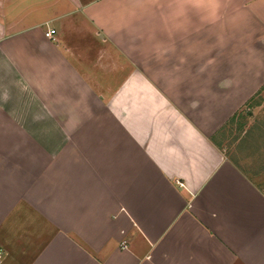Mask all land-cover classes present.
<instances>
[{
  "label": "crops",
  "instance_id": "0c3cea01",
  "mask_svg": "<svg viewBox=\"0 0 264 264\" xmlns=\"http://www.w3.org/2000/svg\"><path fill=\"white\" fill-rule=\"evenodd\" d=\"M262 91L264 0H0V264H264Z\"/></svg>",
  "mask_w": 264,
  "mask_h": 264
},
{
  "label": "rangeland",
  "instance_id": "374dc122",
  "mask_svg": "<svg viewBox=\"0 0 264 264\" xmlns=\"http://www.w3.org/2000/svg\"><path fill=\"white\" fill-rule=\"evenodd\" d=\"M264 103V91H262L260 93V96L257 97L255 99L254 103ZM254 113L252 115V119H250V117H248V113ZM238 123L234 124L232 131H230V128H228L227 130V126L230 127L231 123H229L226 127H224L222 129L223 133H225V131H230L229 133H226L227 136L225 137V141L222 142L221 146L224 149V153H230L231 154V148L229 149V147L231 146V143L234 144V139H238L241 136V130L247 126L248 123H253L254 121H261L262 119H264V111L263 109H256V104L255 105H245L244 108H242V111H240V113L238 114ZM234 121V120H233ZM253 121V122H252ZM239 132V134H238Z\"/></svg>",
  "mask_w": 264,
  "mask_h": 264
},
{
  "label": "trees",
  "instance_id": "16d2710c",
  "mask_svg": "<svg viewBox=\"0 0 264 264\" xmlns=\"http://www.w3.org/2000/svg\"><path fill=\"white\" fill-rule=\"evenodd\" d=\"M260 93L261 92H258L246 105H249V106L255 105V104L256 106L260 105V103H254L255 99L260 96Z\"/></svg>",
  "mask_w": 264,
  "mask_h": 264
},
{
  "label": "built area",
  "instance_id": "2783aa9c",
  "mask_svg": "<svg viewBox=\"0 0 264 264\" xmlns=\"http://www.w3.org/2000/svg\"><path fill=\"white\" fill-rule=\"evenodd\" d=\"M54 33H55L54 30H50L49 32H47V33L45 34V36L48 37V38H51L52 35H53Z\"/></svg>",
  "mask_w": 264,
  "mask_h": 264
}]
</instances>
